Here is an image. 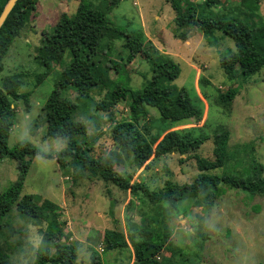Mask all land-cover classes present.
Segmentation results:
<instances>
[{"label": "rangeland", "instance_id": "374dc122", "mask_svg": "<svg viewBox=\"0 0 264 264\" xmlns=\"http://www.w3.org/2000/svg\"><path fill=\"white\" fill-rule=\"evenodd\" d=\"M105 11L109 21L124 31L143 33L161 52L179 64L180 71L170 84L185 87L192 103L203 109L200 121L161 122L155 107H148L140 123L147 122L151 133L169 129L193 127L208 138L195 151L179 154L173 150L151 159L139 167L134 155L120 149L114 165L119 173L130 174L131 182L142 179L150 188L163 189L167 182H191L199 173L196 159L213 158V133L223 127L229 131L228 150L231 157L226 166L212 173L245 171L251 159L263 166L264 177V68L256 73L228 77L219 65L220 54L235 50L232 38L215 31L216 43L210 45L197 27H178L173 21L174 11L166 0H85ZM202 2L203 0H195ZM79 0H38L26 13V22L6 51L0 71V86L7 77L17 85L22 98L10 99L14 120L7 139L8 147L20 140H28L51 157L34 155L24 175L21 195L31 193L40 201L48 199L57 206L63 233L69 238L55 236L61 242L75 244V264H89L91 252L98 253L101 264H131L133 249L127 224L148 226L151 230L167 231L168 238L157 254L160 264H264V195L223 187L211 208L194 203L188 197L175 209L162 204L132 198L130 191L120 189L110 181L85 172L74 177L67 166H61L54 154L64 147V139L46 134L44 110L49 93L62 69L71 60L69 51L52 65L49 73L37 82L36 76L44 67L36 59L37 48L45 37L61 39L54 25L61 13L72 15ZM184 5L185 1L181 0ZM213 13L227 16H249L243 0H218ZM257 14L264 22V0L259 1ZM185 33L184 41L179 37ZM126 38L112 41L108 57L120 63L118 73L110 76L132 89L141 88L151 77L149 62L142 54L127 61L129 49ZM150 43V42H149ZM147 48V43L144 45ZM229 88L237 90L227 104L219 101L220 93ZM106 89L94 87L82 96L68 86L61 96L77 103L75 118L86 126V142L93 157L117 150L111 136L114 122L129 118L128 100H120L109 110L98 108ZM246 172V171H245ZM19 176L17 161L0 157V192ZM44 223L24 216L15 206L3 218L0 227V251L12 264H38L36 249ZM114 229L124 235L127 245L105 249L103 232ZM138 229L132 233L138 237ZM52 264V263H46Z\"/></svg>", "mask_w": 264, "mask_h": 264}, {"label": "trees", "instance_id": "16d2710c", "mask_svg": "<svg viewBox=\"0 0 264 264\" xmlns=\"http://www.w3.org/2000/svg\"><path fill=\"white\" fill-rule=\"evenodd\" d=\"M38 0H16L4 21L0 25V71L2 59L13 39L17 37L26 22V13L33 9ZM174 11L173 21L176 26L197 27L210 45L216 43L215 31H221L232 38L235 50L220 54L219 65L230 78L237 74L248 76L264 68V22L257 14L260 0H243L249 16H227L213 13L210 9L218 0H166ZM7 0H0V13ZM111 0L110 3H115ZM55 32L61 39L45 37L37 48L36 59L44 71L36 76L40 82L58 62L66 51L71 60L60 72L55 87L49 93L42 106L46 125V134L50 137L63 138L64 147L56 151L54 157L61 166H67L74 177L85 172L110 181L118 188L130 191L132 198L147 201L151 205L162 204L164 208L175 209L177 203L191 197L196 205L211 208L216 198L223 192V185L240 189L252 194L264 195L263 166L251 159L247 169L235 172L212 173L211 170L227 165L231 154L228 150L229 131L220 127L213 133V158L196 159L199 173L191 182H167L163 189L150 188L142 179L131 182L130 174L119 173L114 165L120 149L128 150L139 167L151 159L177 151L184 154L197 150L208 138L202 131L193 127L167 129L163 133H151L147 122L140 123V118L147 113L148 107H155L161 122H174L193 118L200 121L203 109L192 103L185 87H175L170 81L179 74V64L172 56L161 52L145 35L140 32L124 31L112 24L104 10L92 6L91 2L79 0L72 15L61 13L55 25ZM126 38L129 49L127 61L136 54H142L150 64L151 77L139 89L118 83L110 76V71L118 73L120 63L108 57L112 41ZM179 37L187 39L185 33ZM150 42V43H149ZM147 43V48L144 45ZM108 52V53H107ZM74 88L79 95L86 96L94 87L105 88L103 98L97 103L102 110H109L120 100H128L129 118L114 122L111 136L117 150L93 157L92 145L86 138L85 124L75 118L77 103L61 96V90ZM237 90L229 88L220 93L218 99L227 104ZM22 98L27 102V94L17 91L16 83L9 77L0 86V157H9L17 161L18 178L0 192V227L5 215L15 206L24 216H29L44 223L40 241L36 249L38 264H75L77 247L75 244L61 242L55 236L69 238L63 233L56 204L48 199L41 200L31 193H21L24 175L30 164V157L41 155L51 157L28 140H20L8 147L7 139L14 120V108L10 99ZM153 156L150 160L149 158ZM129 227V239L133 249L131 264H160L157 254L165 245L167 231H153L140 224ZM132 227L138 229V237L132 233ZM105 249L121 248L126 244L124 235L114 229L103 232ZM0 264H12L0 251ZM89 264H101L99 255L92 251Z\"/></svg>", "mask_w": 264, "mask_h": 264}, {"label": "water", "instance_id": "95a60500", "mask_svg": "<svg viewBox=\"0 0 264 264\" xmlns=\"http://www.w3.org/2000/svg\"><path fill=\"white\" fill-rule=\"evenodd\" d=\"M15 1L16 0H7V2L5 3V5H4V7L0 13V25L4 21L5 17L7 16L8 12L12 8V6L14 5Z\"/></svg>", "mask_w": 264, "mask_h": 264}, {"label": "crops", "instance_id": "0c3cea01", "mask_svg": "<svg viewBox=\"0 0 264 264\" xmlns=\"http://www.w3.org/2000/svg\"><path fill=\"white\" fill-rule=\"evenodd\" d=\"M185 41V40H184Z\"/></svg>", "mask_w": 264, "mask_h": 264}]
</instances>
